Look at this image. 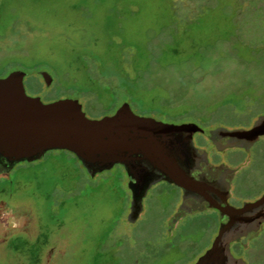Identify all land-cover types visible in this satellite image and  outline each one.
Here are the masks:
<instances>
[{
    "label": "rangeland",
    "instance_id": "1",
    "mask_svg": "<svg viewBox=\"0 0 264 264\" xmlns=\"http://www.w3.org/2000/svg\"><path fill=\"white\" fill-rule=\"evenodd\" d=\"M16 69L27 95L76 99L88 118L126 102L163 122L245 126L264 115V0H0V77ZM249 158L240 198L264 189V138ZM175 193L155 183L130 222L121 165L92 178L64 150L16 163L0 172V264H187L215 229L191 216L169 233ZM249 250L260 260L262 239Z\"/></svg>",
    "mask_w": 264,
    "mask_h": 264
},
{
    "label": "water",
    "instance_id": "2",
    "mask_svg": "<svg viewBox=\"0 0 264 264\" xmlns=\"http://www.w3.org/2000/svg\"><path fill=\"white\" fill-rule=\"evenodd\" d=\"M38 73L50 85V74ZM24 75L16 69L0 77V172L10 171L19 162L40 159L50 150L71 152L90 177L121 165L130 178V222L140 215L142 200L154 183L163 180L183 191L197 188L199 183L189 175L197 158L194 133L244 139L264 133V115L248 129H203L193 122L170 123L137 115L126 102L112 114L88 118L76 99L42 102L38 96L27 95ZM227 214L229 221L193 264H225L229 243L264 220V194L241 208L230 207Z\"/></svg>",
    "mask_w": 264,
    "mask_h": 264
},
{
    "label": "flooded vegetation",
    "instance_id": "3",
    "mask_svg": "<svg viewBox=\"0 0 264 264\" xmlns=\"http://www.w3.org/2000/svg\"><path fill=\"white\" fill-rule=\"evenodd\" d=\"M252 124L253 122L245 126H226L225 128L228 130L248 129ZM213 128L215 127H208L207 129ZM196 134L201 135V138L193 140L197 150V158L195 165L189 170V175L193 181L199 183L197 188L183 191L177 185L161 181L176 190L175 206L169 219L167 230L169 233L175 232L176 234L184 235V229H178V226L184 218L191 216H201L213 223L215 229L213 237L208 246L198 255L199 257L211 246L219 228L229 221L227 212L230 207L241 208L245 203L254 202L264 194L263 189L250 198H240L234 195L233 187L239 170L250 160L249 155L252 147L264 138V133L244 139L225 134H213L208 137L196 132L193 135V139ZM228 154L232 155L227 158ZM127 178L129 182L130 178L128 176ZM250 215L252 213H245V216ZM237 224L238 220L235 221L234 226ZM257 239H262L264 242V220L254 224L243 235L229 243L230 256L226 259L225 264H264V251H261V259L256 262H253L244 254V252L250 251V244ZM198 257L187 264H193Z\"/></svg>",
    "mask_w": 264,
    "mask_h": 264
},
{
    "label": "trees",
    "instance_id": "4",
    "mask_svg": "<svg viewBox=\"0 0 264 264\" xmlns=\"http://www.w3.org/2000/svg\"><path fill=\"white\" fill-rule=\"evenodd\" d=\"M209 127H211V126H209ZM64 151H66V150H64ZM68 152H69V151H68ZM70 153H71V152H70ZM75 158H76V157H75ZM76 159H77V158H76ZM77 160H78V159H77ZM78 161H79V160H78ZM24 162H25V161H24ZM32 162H33V161H31V162H25V163H29V164H30V163H32ZM95 176H96V175H94L93 177H95ZM93 177H92V178H93Z\"/></svg>",
    "mask_w": 264,
    "mask_h": 264
}]
</instances>
